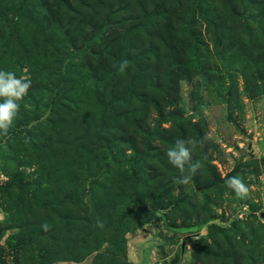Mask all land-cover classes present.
Listing matches in <instances>:
<instances>
[{"label":"rangeland","instance_id":"rangeland-1","mask_svg":"<svg viewBox=\"0 0 264 264\" xmlns=\"http://www.w3.org/2000/svg\"><path fill=\"white\" fill-rule=\"evenodd\" d=\"M0 70V264H264V0H0Z\"/></svg>","mask_w":264,"mask_h":264},{"label":"clouds","instance_id":"clouds-1","mask_svg":"<svg viewBox=\"0 0 264 264\" xmlns=\"http://www.w3.org/2000/svg\"><path fill=\"white\" fill-rule=\"evenodd\" d=\"M128 61L122 60L118 70L124 72ZM31 80L27 77H17L12 71L0 70V135H7L20 109V101L28 94ZM207 137L178 139L175 146L166 155L169 163L179 170V177L174 181L178 185H188L193 176L203 167L199 160L193 161V150L203 146ZM226 186L231 189L238 199H245L249 193V186L239 176H232L226 180ZM97 226L103 228V222L97 220ZM44 231H49L50 225L44 223Z\"/></svg>","mask_w":264,"mask_h":264},{"label":"trees","instance_id":"trees-1","mask_svg":"<svg viewBox=\"0 0 264 264\" xmlns=\"http://www.w3.org/2000/svg\"><path fill=\"white\" fill-rule=\"evenodd\" d=\"M116 73H117V76H118V75H120L121 72H118V71H117ZM123 73H124V76H125V77H128V76L130 75V71H129V70H125ZM1 237H2V234H0V238H1Z\"/></svg>","mask_w":264,"mask_h":264}]
</instances>
